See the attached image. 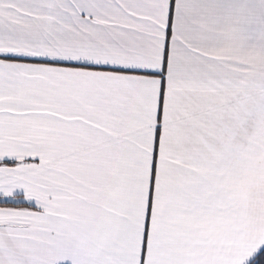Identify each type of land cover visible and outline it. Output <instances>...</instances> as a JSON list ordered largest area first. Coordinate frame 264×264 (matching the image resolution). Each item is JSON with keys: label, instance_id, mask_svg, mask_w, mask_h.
<instances>
[{"label": "snow or ice", "instance_id": "obj_1", "mask_svg": "<svg viewBox=\"0 0 264 264\" xmlns=\"http://www.w3.org/2000/svg\"><path fill=\"white\" fill-rule=\"evenodd\" d=\"M0 264H264V0H0Z\"/></svg>", "mask_w": 264, "mask_h": 264}]
</instances>
